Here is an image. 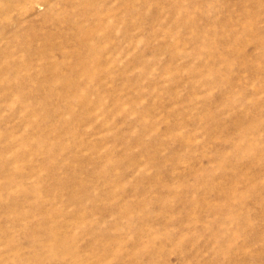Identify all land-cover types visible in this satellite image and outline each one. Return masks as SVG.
Returning a JSON list of instances; mask_svg holds the SVG:
<instances>
[{"label": "rangeland", "instance_id": "1", "mask_svg": "<svg viewBox=\"0 0 264 264\" xmlns=\"http://www.w3.org/2000/svg\"><path fill=\"white\" fill-rule=\"evenodd\" d=\"M64 1L0 0V264H264V0Z\"/></svg>", "mask_w": 264, "mask_h": 264}, {"label": "bare ground", "instance_id": "2", "mask_svg": "<svg viewBox=\"0 0 264 264\" xmlns=\"http://www.w3.org/2000/svg\"><path fill=\"white\" fill-rule=\"evenodd\" d=\"M137 1H138V0H137ZM64 2L68 3V2H70V0H65ZM133 2H134V1H133ZM133 2H130V3H133ZM139 2H141V1H139ZM128 3H129V2H128ZM128 3H126V6H127ZM141 3H142V2H141ZM135 4H136V2H135ZM154 4H155V3H154ZM139 5H140V4H139ZM173 6H174V5H173ZM77 7H78V6H77ZM128 7H129V6H128ZM130 7H131V6H130ZM136 7H137V6H135V9H137ZM139 7H140V6H139ZM123 9H125V8H123ZM127 9H128V8H127ZM135 9H134V10H135ZM144 9H145V8H144ZM146 9H147V8H146ZM170 9H171V8H170ZM121 10H122V9H121ZM125 10H126V9H125ZM125 10H124V11H125ZM129 10H130V9H129ZM171 10H172V9H171ZM75 11H76V10H75ZM132 11H133V10H132ZM144 12H145V11H144ZM170 12H171V11H170ZM170 12H169V13H170ZM79 13H80V12H79ZM136 13H137V12H136ZM75 14H76V13H75ZM121 14H125V13H121ZM166 14H167V13H166ZM166 14H165V15H166ZM89 15H90L92 18H94V19L97 18V13H95V12H90ZM89 15H88V16H89ZM116 15H117V13H116ZM156 15H157V14H156ZM165 15H164V16H165ZM169 15H171V14H169ZM72 16H74V14H73ZM75 16H77V14H76ZM113 16H114V15H113ZM113 16H112V17H113ZM122 16H123V15H122ZM134 16H135V15H134ZM138 16H139V15H138ZM107 17H108V16H107ZM116 17H117V18H118V17L120 18L119 14H118V16H116ZM123 17H125V16H123ZM159 17H160V16H159ZM69 18H70V17H69ZM69 18H68V19H69ZM71 18H72V17H71ZM71 18H70V20H71ZM75 18H76V17H75ZM109 18H110V17H109ZM109 18H108V19H109ZM165 18L168 19L167 16H166ZM171 18H172V17H171ZM187 18H188V16H187ZM77 19H79V18H77ZM81 19H82V18H81ZM84 19H85V18H84ZM89 19H90V18H89ZM94 19H91V20H94ZM99 19H100V18H99ZM114 19H115V16H114ZM120 19H123V18L121 17ZM167 19H166V20H167ZM192 19H193V18H192ZM111 20H112V19H111ZM117 20L119 21V19H117ZM161 20H162V19H161ZM163 20H164V19H163ZM168 20H169V19H168ZM67 21H68V20H67ZM67 21H66V23H67ZM112 21H113V20H112ZM137 21H139V20H137ZM164 21H165V20H164ZM164 21H163V22H164ZM71 22H72V21H70V23H71ZM73 22H75V20H74ZM77 22H78V20H77ZM105 22H106V20H105ZM140 22L142 23V21H140ZM168 22H169V21H168ZM170 22H171V21H170ZM192 22H194V21H192ZM110 23H111V22H110ZM144 23H145V22H144ZM159 24H160V23H159ZM166 25H167V24H166ZM152 27H153V26H152ZM161 27H163V26H161ZM168 27H169V26H168ZM76 28H77V30L74 31L73 36H74V37H78V36H79L81 39H84V41H86V39L89 37V35H87L86 32L82 33V32L79 30V26H76ZM140 28H141V27H140ZM159 28H160V26H159ZM167 29H168V28H167ZM159 30H160V29H159ZM123 31H124V30H123ZM157 31H158V30H157ZM161 31H162V30H161ZM161 31H160V32H161ZM134 32H135V31H134ZM140 32H141V31H140ZM169 32L171 33V31H169ZM170 33H168V34H170ZM171 35H172V34H171ZM140 36H141V35H140ZM142 36H143V35H142ZM169 37H170V36H169ZM63 53H64V52H63ZM79 53H80V52H79Z\"/></svg>", "mask_w": 264, "mask_h": 264}]
</instances>
